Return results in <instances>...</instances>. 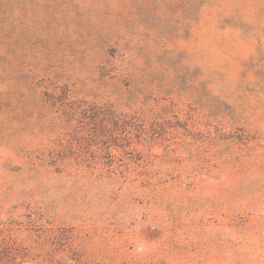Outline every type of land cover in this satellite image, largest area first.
I'll return each mask as SVG.
<instances>
[{
  "label": "rangeland",
  "instance_id": "rangeland-1",
  "mask_svg": "<svg viewBox=\"0 0 264 264\" xmlns=\"http://www.w3.org/2000/svg\"><path fill=\"white\" fill-rule=\"evenodd\" d=\"M0 264H264V0H0Z\"/></svg>",
  "mask_w": 264,
  "mask_h": 264
}]
</instances>
